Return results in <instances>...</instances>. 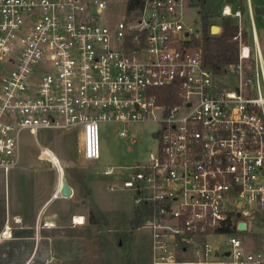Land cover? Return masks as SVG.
<instances>
[{
	"label": "built area",
	"instance_id": "1",
	"mask_svg": "<svg viewBox=\"0 0 264 264\" xmlns=\"http://www.w3.org/2000/svg\"><path fill=\"white\" fill-rule=\"evenodd\" d=\"M191 4L138 0L134 18L109 25L97 19L104 0H0V169L18 164L23 129H79L81 155L95 164L103 127L120 124L126 138L129 124L154 121L156 148L145 162L101 171L107 190L129 191L143 213L151 264H263L236 233L241 217L264 209V53L255 14L246 0L250 44L242 1H225L238 57L215 73L193 46L201 29L184 21ZM259 17L264 26V6ZM163 87L174 88V101L157 102ZM232 227L227 250L204 241L189 247L194 258L178 256L188 250L180 241Z\"/></svg>",
	"mask_w": 264,
	"mask_h": 264
},
{
	"label": "crops",
	"instance_id": "2",
	"mask_svg": "<svg viewBox=\"0 0 264 264\" xmlns=\"http://www.w3.org/2000/svg\"><path fill=\"white\" fill-rule=\"evenodd\" d=\"M71 138L78 141L77 156L71 148ZM80 147L79 129L40 128L35 132L29 129L19 132L18 164L8 171L0 169V264H151V231L145 225L131 227L133 205L130 209L119 207L125 211L120 218L123 223L127 221L130 227L127 232H123L127 224L113 233L114 229L93 227L89 224L92 220L86 222L88 195L76 179L78 173L84 177V170L77 167L80 160L85 161ZM62 179L71 188L70 195L60 193ZM106 182L103 181L104 188L94 191V196L99 208L107 211L108 208L98 203L102 192H110ZM73 217H79L77 220L83 217L84 222L74 223ZM252 222L246 221L245 231L260 235L254 251L264 256V226L257 229ZM218 235L221 234H209L203 241L214 250H227L228 245L222 249L215 242ZM238 236L253 251L247 242L248 234ZM178 256L194 258L189 247Z\"/></svg>",
	"mask_w": 264,
	"mask_h": 264
},
{
	"label": "rangeland",
	"instance_id": "3",
	"mask_svg": "<svg viewBox=\"0 0 264 264\" xmlns=\"http://www.w3.org/2000/svg\"><path fill=\"white\" fill-rule=\"evenodd\" d=\"M88 3H93L94 0H86ZM106 8L97 15V19L101 20L106 24H114L124 16L126 18H134L137 14L136 10H131L130 12H126V4L128 0H105ZM225 0H205L203 4H201L200 0H192V6H189L184 13V21L187 24L194 26L197 29H202L201 27V17L207 13L209 15L206 19L207 26L209 27L210 33L211 28L213 26H218L219 30L213 28V32L218 34L221 31V27L219 26L221 16V5ZM244 3V9H246V0H240ZM251 7L253 9V13L255 14V23H256V33L259 37V45L264 53V26L260 24L259 15L262 12L264 6V0H250ZM246 12V11H245ZM244 12V17L242 18V25L244 30L248 32L249 42L251 41V30L252 27L250 25L247 14ZM222 15V14H221ZM233 19V18H232ZM235 20V19H233ZM202 35V30H201ZM200 38V37H199ZM198 40V38L196 39ZM193 46H195V42ZM198 47L199 46H195ZM151 119V118H150ZM104 130H101L100 134V158L97 163H88L87 161L80 160L77 164L79 171L84 170V177L81 176L80 173L77 174L76 179L81 186H84V194L88 195L85 201V216L86 222L88 220H93V222H89L95 228L98 229H114L113 233L116 231H121L119 229L122 226L127 224V221H122L120 218L124 215V210L119 209V207L124 206L126 209H130L133 205L131 199L130 192H107L104 191L101 195L98 196V203L101 207H106L108 210H102L99 208L97 204V199L94 196V191L99 188H104L103 181L110 180V177H103L101 174L102 169L105 166H121L125 167L128 165L142 164L147 160L148 154L156 148L157 140L151 136L154 130L158 129V125L154 121H140L131 123L128 126V135L126 138H120L117 135V132L121 129L120 124L107 125L103 127ZM70 140V139H69ZM133 141V142H132ZM71 148L74 150L75 155L77 156V148L78 141L71 138ZM94 193V194H93ZM118 208V210H113ZM134 214V208L131 210V218ZM108 216V218H107ZM108 219V220H107ZM242 221H247L250 224L252 222L255 228L259 229L264 226V209L256 210L252 215L241 217ZM107 222V223H106ZM142 223V222H141ZM246 223V224H247ZM248 224V228H249ZM128 225V224H127ZM124 231L127 232L129 230V225L127 227H123ZM239 235L248 234L247 242L250 243L251 249L254 251V248L259 245L260 235L253 234L251 231H236ZM251 236V237H250ZM244 242L246 243L245 237H242ZM251 238V239H249ZM216 243L221 246L222 249L227 248V236L225 234H221L215 236L214 238ZM204 240V237L195 238L193 240H182L180 241V245H186L188 247L194 248L196 244H201ZM214 242V243H215ZM191 259V258H187Z\"/></svg>",
	"mask_w": 264,
	"mask_h": 264
},
{
	"label": "trees",
	"instance_id": "4",
	"mask_svg": "<svg viewBox=\"0 0 264 264\" xmlns=\"http://www.w3.org/2000/svg\"><path fill=\"white\" fill-rule=\"evenodd\" d=\"M226 1V0H225ZM223 2V4L225 3ZM201 4L205 2V0H200ZM221 5V8L223 6ZM138 5V0H128L126 4L125 11L130 12L132 9L136 8ZM243 8V12L246 11L244 9V3L241 4ZM221 10V9H220ZM221 12V11H220ZM246 13V12H245ZM221 16L220 24L221 31L218 34H211L209 27L207 26L206 19L209 15L204 14L201 17V30L202 35L195 42V46H199L202 52V59L205 66L211 68L215 73H220L224 70V68L232 62H235L238 57V43L233 40L232 37L237 32V23L232 19L231 16ZM260 15V14H256ZM260 19V17H259ZM256 20V18H255ZM248 35L247 31H244L243 37L246 39ZM158 103H170L175 100V91L173 87H163L158 89ZM143 216L142 212L135 211L133 217L131 218L130 225L132 228L139 227L142 225L141 218ZM93 222V220H92ZM235 228H221L210 230V233L214 234H225L229 232H234ZM123 241V238H121Z\"/></svg>",
	"mask_w": 264,
	"mask_h": 264
},
{
	"label": "water",
	"instance_id": "5",
	"mask_svg": "<svg viewBox=\"0 0 264 264\" xmlns=\"http://www.w3.org/2000/svg\"><path fill=\"white\" fill-rule=\"evenodd\" d=\"M213 28L216 29V30H219V27H218V26H213V27L211 28V33H212V34H215V33L213 32V31H214ZM152 136H153V137H156V136H157V132H156V131L153 132V133H152ZM61 182H62V186H61L60 193H61L62 195H64V196L70 195V194H71V188L67 185L66 180H65V179H62ZM234 219H235V218H234ZM238 229L241 230V231L245 230V222H243V221L238 222Z\"/></svg>",
	"mask_w": 264,
	"mask_h": 264
}]
</instances>
